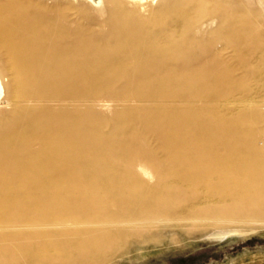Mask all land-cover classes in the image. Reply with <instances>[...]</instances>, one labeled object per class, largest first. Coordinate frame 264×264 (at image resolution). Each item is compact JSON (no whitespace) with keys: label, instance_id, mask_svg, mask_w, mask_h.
Returning <instances> with one entry per match:
<instances>
[{"label":"rangeland","instance_id":"obj_1","mask_svg":"<svg viewBox=\"0 0 264 264\" xmlns=\"http://www.w3.org/2000/svg\"><path fill=\"white\" fill-rule=\"evenodd\" d=\"M0 123V264H264V0H0Z\"/></svg>","mask_w":264,"mask_h":264},{"label":"bare ground","instance_id":"obj_2","mask_svg":"<svg viewBox=\"0 0 264 264\" xmlns=\"http://www.w3.org/2000/svg\"><path fill=\"white\" fill-rule=\"evenodd\" d=\"M5 10V9H4ZM2 14V13H1ZM228 20V19H227ZM213 23V22H212ZM233 23V22H232ZM213 24H215V22L213 23ZM234 24V23H233ZM212 26H214V25H212ZM218 26V25H217ZM220 26V25H219ZM230 26H232L231 24H230ZM237 26V25H236ZM7 27V26H6ZM238 27V26H237ZM234 28H235V26H234ZM241 29V28H240ZM225 41V40H224ZM15 44V43H14ZM16 46V45H15ZM17 46H19V44H17ZM13 59V58H12ZM15 59V58H14ZM22 61V60H21ZM14 62H16L17 63V61H14ZM13 62V63H14ZM11 63H12V61H11ZM12 63V64H13ZM14 65H16L15 63H14ZM22 65V64H21ZM25 65V64H24ZM28 65V64H27ZM32 67V66H31ZM26 71V70H25ZM42 71V70H41ZM33 72H34V70H33ZM48 72V71H47ZM23 73V72H22ZM44 73V72H43ZM16 74V73H15ZM20 74V73H19ZM18 75V74H17ZM48 75V74H47ZM211 75V74H210ZM58 76V75H57ZM215 76V75H214ZM18 76H16V80H15V78H14V84L16 83H18L17 85L19 86L20 85V83L19 82H21L20 80V78L18 77ZM21 77H24V76H22L21 75ZM59 77V76H58ZM213 78V77H212ZM26 79V81L28 82L29 81V79L28 78H25ZM24 78L22 79V81H24L25 80ZM28 79V80H27ZM39 79V78H38ZM16 81V82H15ZM32 81H33V79H31V84H30V81H29V84H30V86L32 87L33 86V83H32ZM44 81V80H43ZM213 81H215V80H213ZM34 82V81H33ZM40 82V81H39ZM39 82H37V84H36V86L38 85V83ZM42 82V81H41ZM223 82V81H222ZM26 84V83H25ZM29 84H26V86L27 85H29ZM21 85H23V84H21ZM39 85H41L42 86V84H39ZM18 86H16V87H18ZM25 86V85H24ZM25 86V87H26ZM29 86V87H30ZM35 86V87H36ZM37 87H39V86H37ZM19 88H22V87H18V88H16V89H18V90H20ZM26 89H27V87H26ZM18 90H16V91H18ZM22 90V89H21ZM18 91L17 92V94H16V97H15V99L16 100H20L21 98H22V96L23 95H25V94H23V91L24 90H22V91ZM22 100V99H21ZM19 114V113H18ZM24 114V113H23ZM25 115V114H24ZM27 116V115H26ZM26 116H24L25 118H26ZM192 116V115H191ZM244 116V115H243ZM16 117V116H15ZM30 117H32V116H30ZM241 117V116H240ZM244 118H246L245 116H244ZM38 119V118H37ZM41 119V118H40ZM45 119V118H44ZM50 119V118H49ZM54 119V118H53ZM199 119V118H198ZM229 119V118H228ZM227 119V120H228ZM19 120H21V119H19ZM18 120V121H19ZM29 120H30V118H29ZM33 120V119H32ZM51 120V119H50ZM244 120V119H243ZM34 121H35V119H34ZM246 121H249L248 120V118L246 119ZM20 122V121H19ZM242 122H244L245 123V121H242ZM31 123H33V122H31ZM41 123V122H40ZM48 123V122H47ZM50 123V122H49ZM1 124V123H0ZM17 124H18V122H17ZM70 124V123H69ZM78 122L77 121H75L74 123H72L71 125H72V129L73 128H76L77 126H78ZM6 125V124H5ZM19 125H20V123H19ZM27 125H29V123H28V121H25V119H24V122H22V124L20 125V126H22V127H25V126H27ZM55 125V124H54ZM169 125V124H168ZM48 126H50V125H48ZM13 127V126H12ZM22 127H21V129H22ZM52 127V126H51ZM29 128H30V131H29V134H30V138L32 139V140H34V141H43V147H45V149L43 150V151H39V153H34V156L32 155V154H29V155H27V156H30V157H32L33 159H35V157H37V158H39V157H41V156H47L48 154L50 155V154H59V156L61 155V154H63V152H64V146H62V147H60V142H62L63 140H67V139H69V138H74V137H80L77 133H76V130H74V131H71V130H69L71 133H67V132H60V131H51V129H47L46 128V126L45 125H42L41 127H39V126H29ZM50 128V127H49ZM59 128V127H58ZM21 129H20V131H21ZM26 129V128H25ZM53 129V128H52ZM16 130H17V128H16ZM203 130V129H202ZM17 131H19V129L17 130ZM23 131V130H22ZM28 132V131H27ZM103 132V131H102ZM228 132V131H227ZM226 132V133H227ZM20 133V132H19ZM24 133V132H23ZM100 132H99V130L96 128V129H94V130H92L91 131V133H88L87 135H83V138H86L88 141H91V140H94L95 138H97L98 137V135L100 136V134H99ZM25 134V133H24ZM242 134V133H241ZM17 135H18V133H17ZM23 135V134H22ZM21 135V136H22ZM28 135V134H27ZM111 135V134H110ZM183 135V134H182ZM5 137V136H4ZM19 137V136H18ZM16 138V137H15ZM21 138V137H20ZM24 138V137H23ZM51 138H53V140H55L54 142L51 140ZM228 138V137H227ZM8 139V138H7ZM26 139V138H25ZM222 139V138H221ZM231 139H233V138H231ZM5 140V139H4ZM18 141H19V138L17 139ZM21 140V139H20ZM224 140V142H223V144H222V147H226L227 146V143H228V141L227 140H225V138L223 139ZM222 140V141H223ZM15 141V140H14ZM232 141V140H231ZM25 142V141H24ZM24 142H23V144H24ZM135 142H136V139H134V138H132L131 136H129V137H124L123 139H122V141H121V143L119 142V144H117V145H114V147L113 148H103V149H101L100 150V152H98V153H95V154H93V153H91V152H88V153H84L83 155L85 156V158L87 157V158H91V159H95V160H97V161H100L102 164H103V167H102V170L103 171H115L116 169L113 167V163L112 162H114L115 160L117 161V160H119V159H124V160H127V161H131V160H133V158H135L136 157V155H137V152L135 151V150H132V149H134L133 148V146L135 145ZM1 143H3V142H1ZM25 143H27V142H25ZM235 143V142H234ZM18 144V143H17ZM22 144V143H21ZM20 144V146H22ZM68 145V144H67ZM221 145V144H220ZM233 145V144H232ZM236 145V144H235ZM28 146V145H27ZM30 147H31V145H29ZM47 146V147H46ZM91 146V145H90ZM2 147V146H1ZM93 147V146H92ZM96 147V146H95ZM108 147H109V145H108ZM220 147V146H219ZM230 147V146H229ZM228 147V148H229ZM42 148V147H41ZM232 148V147H231ZM22 151L23 152H25V153H28L27 152V149H31V148H27L26 149V147L25 146H22ZM95 149V148H94ZM223 149V148H222ZM21 150V149H20ZM39 150V149H38ZM69 150H70V148H69ZM79 149H75V151H74V149L73 150H71V151H74V152H79L78 151ZM228 150V149H227ZM233 150H231V152H232ZM81 153L83 152V151H80ZM11 153V152H10ZM9 153V155L11 156V154ZM25 153H24V155H25ZM18 155V154H17ZM197 155V154H196ZM232 155V154H231ZM9 156V157H10ZM22 156V155H21ZM25 157H26V155H25ZM20 158V157H19ZM18 158V159H19ZM28 158V157H27ZM6 159V158H5ZM5 159H3L4 160V162H5ZM30 159V158H29ZM80 159H81V156H80ZM2 160V159H1ZM10 160H8L7 162V164H5V163H3L2 161H0V172H2V169H5L6 168V166L5 165H9L10 166V164H12V163H10L9 162ZM15 161V160H14ZM30 161V160H29ZM13 162V161H12ZM62 162V164L63 165H61V167H65L64 166V160H63V158L60 160V163ZM170 162V161H169ZM42 163V162H41ZM115 163V162H114ZM163 163V162H162ZM13 164H14V162H13ZM223 164V163H222ZM128 165V164H127ZM100 166V165H99ZM60 167V168H61ZM8 168V167H7ZM6 168V169H7ZM10 168V167H9ZM12 168V167H11ZM165 168V167H164ZM5 169V170H6ZM49 169V168H48ZM99 169H101V168H99ZM233 169H239L238 167L237 168H233ZM63 170V169H62ZM50 171V170H49ZM65 171V170H64ZM240 171H241V169H240ZM9 172V171H8ZM44 172H46V170L44 171ZM60 172V171H59ZM7 173V172H6ZM6 173H5V175H6ZM27 173V172H26ZM47 173V172H46ZM49 174H50V172H48ZM200 173V172H199ZM212 173V172H211ZM233 173V172H232ZM241 173H242V171H241ZM13 174V173H12ZM45 174V173H44ZM2 175V174H1ZM135 175V174H134ZM229 175V174H228ZM3 176V175H2ZM234 176V175H233ZM4 177H8V176H4ZM3 177V178H4ZM11 176L9 175V178H10ZM16 177V178H15ZM15 177H13V179H12V181L14 180V178H15V180L14 181H16V180H18V179H21L17 174H16V176ZM6 178H4L3 179V182H4V180H5ZM31 181V180H30ZM108 183V182H107ZM84 185V184H83ZM131 187V186H130ZM12 190V189H11ZM28 190V189H27ZM18 191V190H17ZM6 192V191H5ZM47 192V191H46ZM31 193V192H30ZM11 194V193H10ZM12 194H13V192H12ZM130 194V193H129ZM17 195H20L19 193H17ZM16 195V197H18V198H15V199H10V198H8L7 197V195L6 194H4L2 197H0L1 198V200H0V221H1V219L3 220V218H5V217H3V218H1L2 217V211L3 210H5L6 208H9V207H13L14 208V210H16L19 214L21 213V212H24V211H27V214H28V216L32 213V212H30L31 210L29 209V207L28 206H23V203H21L22 201H21V199H19L20 197L19 196H17ZM15 197V196H14ZM26 197V196H25ZM62 199H64V198H66L67 200L69 199V198H71V196L70 195H68V194H64L62 197H61ZM116 197H114V199H115ZM134 198V197H133ZM136 198V197H135ZM26 200V199H25ZM24 200V201H25ZM72 200V199H71ZM130 200V199H129ZM133 200H135V199H133ZM133 200H131V202L133 201ZM46 201H48V199L46 200ZM74 203V202H73ZM72 203V204H73ZM91 203V202H90ZM89 203V204H90ZM102 203V202H101ZM100 204V203H99ZM99 204L97 205V202H96V204L95 203H92V206L93 207H95V208H100V206H99ZM25 205V204H24ZM27 205V204H26ZM83 205V204H82ZM101 205V204H100ZM104 205V204H103ZM121 206V205H120ZM58 207V206H57ZM121 207H123V206H121ZM120 207V208H121ZM108 211V210H107ZM4 213V212H3ZM6 213V212H5ZM17 213V214H18ZM118 216V215H117ZM10 217V216H9ZM27 216H24V218L23 217H19L18 216V219H25ZM51 216H48V217H46V216H44V218H43V220H47V219H51L50 218ZM7 219V218H6ZM5 220V219H4ZM11 220V219H10ZM16 220V219H15ZM25 221V220H24ZM1 225V224H0ZM2 227V226H1ZM7 245V244H6ZM21 252V251H20ZM103 264V263H102Z\"/></svg>","mask_w":264,"mask_h":264}]
</instances>
